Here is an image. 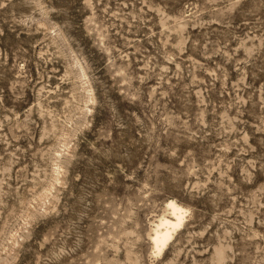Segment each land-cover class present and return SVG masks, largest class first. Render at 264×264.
Masks as SVG:
<instances>
[{
    "label": "rangeland",
    "instance_id": "rangeland-1",
    "mask_svg": "<svg viewBox=\"0 0 264 264\" xmlns=\"http://www.w3.org/2000/svg\"><path fill=\"white\" fill-rule=\"evenodd\" d=\"M0 264H264V0H0Z\"/></svg>",
    "mask_w": 264,
    "mask_h": 264
},
{
    "label": "bare ground",
    "instance_id": "bare-ground-1",
    "mask_svg": "<svg viewBox=\"0 0 264 264\" xmlns=\"http://www.w3.org/2000/svg\"><path fill=\"white\" fill-rule=\"evenodd\" d=\"M166 207L168 215L159 218L151 237L155 254H161L163 252L172 240L174 233L184 225L186 214L188 213V209L174 199L168 200Z\"/></svg>",
    "mask_w": 264,
    "mask_h": 264
}]
</instances>
